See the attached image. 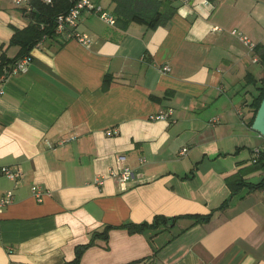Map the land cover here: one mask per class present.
<instances>
[{"label": "crops", "instance_id": "obj_1", "mask_svg": "<svg viewBox=\"0 0 264 264\" xmlns=\"http://www.w3.org/2000/svg\"><path fill=\"white\" fill-rule=\"evenodd\" d=\"M166 1L175 14L153 30L84 12L77 31L87 44L54 34L23 72L12 69L24 57L0 76V168L22 174L0 177V194L13 192L0 210V264L70 263L104 226L114 229L78 264H264V187L231 195L226 183L264 178L254 168L264 138L249 125L264 70L230 34L264 47V0ZM95 2L112 14L111 0ZM29 9L30 0H0L8 58ZM123 167L133 172L126 190L109 177ZM33 185L47 192L42 202ZM156 217L140 233L118 228Z\"/></svg>", "mask_w": 264, "mask_h": 264}, {"label": "trees", "instance_id": "obj_2", "mask_svg": "<svg viewBox=\"0 0 264 264\" xmlns=\"http://www.w3.org/2000/svg\"><path fill=\"white\" fill-rule=\"evenodd\" d=\"M75 0H52L50 4L43 3L42 0H30V9L26 13L29 20L28 25L23 29H14V32L9 40V47H17L18 52L15 57L8 58L3 46H0V76L3 75L4 70L12 65L18 59L28 56L30 50L45 37H52L55 29V19L58 15L66 13L72 6ZM113 4L112 15L115 18V25L120 29L125 30L129 24H137L153 30L160 26H165L173 18L175 14V7L166 0H111ZM254 54L258 58V62L262 65L264 70V47L262 45H255L253 49ZM107 81L105 79L106 87ZM257 95L251 102L254 116L264 98V74L258 80L256 86ZM254 116L249 125H252ZM255 167L264 171V151L259 155L254 163ZM226 183L231 190V195L239 193V187L246 186L248 190H257L264 187V178L258 184L243 183L239 179L238 173L228 176ZM226 201L221 208L227 206ZM196 222H203L207 220L210 215H194L191 216ZM162 220L161 217H156L151 225L147 223L133 224L125 223L118 228L126 229L129 233H140L147 227H150L154 222ZM114 229L111 226H104L101 232H94L91 235L90 241L85 245H80L75 248V257L73 261L67 264H78L83 252L94 244L97 238L106 241L110 230Z\"/></svg>", "mask_w": 264, "mask_h": 264}, {"label": "built area", "instance_id": "obj_3", "mask_svg": "<svg viewBox=\"0 0 264 264\" xmlns=\"http://www.w3.org/2000/svg\"><path fill=\"white\" fill-rule=\"evenodd\" d=\"M52 0H44L46 4H50ZM196 0H181V3L185 6H193ZM28 3V0H13V3L16 5H20L23 3ZM88 12L98 16L101 20H103L108 25L115 24V18L112 14L104 11L101 5L97 4L95 0H75L72 6L66 13L60 14L55 19V29L54 34L61 35L66 39H74L81 44H87L89 38L86 34H81L77 31L78 19L79 16ZM230 34L237 38L241 43H243L250 51H253L255 44L252 43L245 35L237 30H231ZM46 37L43 36L42 39L36 44L38 45L42 40ZM29 58L24 57L21 61H19L14 68L12 69V73L14 72H23L28 64ZM257 61V60H256ZM163 73H167L169 68L167 66H163ZM4 94V90L2 88V84L0 81V96ZM171 115V111H167L165 113H159L156 116L152 117V119L156 120H166ZM186 148H183L180 154H185ZM257 155V153H256ZM140 162H143L140 159ZM0 177H4L10 182H17L21 179L22 174L18 169H11L8 167L0 168ZM109 177L115 179L117 184L122 190H126L127 183L133 179V172L129 167H123L118 170H112L109 173ZM102 179V178H101ZM98 180V184H102V181ZM32 196L35 198L37 202H42L43 196L47 194L46 191H43L38 185H33L31 187ZM13 192L8 190L2 194H0V210L5 206L9 205L12 202Z\"/></svg>", "mask_w": 264, "mask_h": 264}, {"label": "water", "instance_id": "obj_4", "mask_svg": "<svg viewBox=\"0 0 264 264\" xmlns=\"http://www.w3.org/2000/svg\"><path fill=\"white\" fill-rule=\"evenodd\" d=\"M251 129L264 138V98L256 111Z\"/></svg>", "mask_w": 264, "mask_h": 264}, {"label": "rangeland", "instance_id": "obj_5", "mask_svg": "<svg viewBox=\"0 0 264 264\" xmlns=\"http://www.w3.org/2000/svg\"><path fill=\"white\" fill-rule=\"evenodd\" d=\"M252 88H253V87L251 86L250 90H252Z\"/></svg>", "mask_w": 264, "mask_h": 264}]
</instances>
